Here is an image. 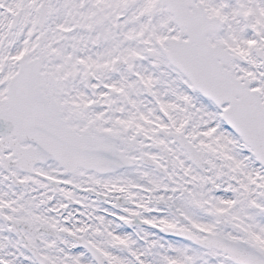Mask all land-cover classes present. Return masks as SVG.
Segmentation results:
<instances>
[{
	"label": "snow or ice",
	"instance_id": "6c2138e0",
	"mask_svg": "<svg viewBox=\"0 0 264 264\" xmlns=\"http://www.w3.org/2000/svg\"><path fill=\"white\" fill-rule=\"evenodd\" d=\"M0 264H264V0H0Z\"/></svg>",
	"mask_w": 264,
	"mask_h": 264
}]
</instances>
